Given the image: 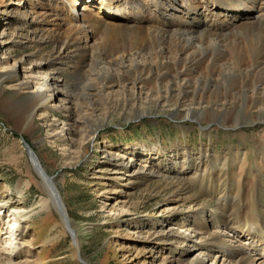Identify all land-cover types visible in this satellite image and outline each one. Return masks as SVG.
I'll return each instance as SVG.
<instances>
[{"label": "bare ground", "instance_id": "1", "mask_svg": "<svg viewBox=\"0 0 264 264\" xmlns=\"http://www.w3.org/2000/svg\"><path fill=\"white\" fill-rule=\"evenodd\" d=\"M27 1L30 6H26ZM53 1L55 4L48 0H18L10 7L0 0L1 13L24 9V19L30 18L32 23L29 24L36 30H32L35 33L33 38L43 26L37 23H48V35L55 42L64 40L59 58L70 56L75 51L80 54L74 67L76 78L70 82L79 91L70 89L68 81L62 83L54 72L41 71L39 66L42 63L28 60L38 74L34 76L33 84H29L31 81L19 82V90L15 92L17 96L13 98L20 102V106L14 108L13 117L23 126L22 131H29L34 126L33 116L40 105L70 111L73 107L68 104L74 100L76 105H80L82 99H87L92 105L101 100L110 111L111 104L134 101L144 104L138 111L141 115L148 114L155 102H174V105L185 107L184 113L174 112L176 116L186 119L218 118L222 121L233 116L232 109L239 100L245 121L264 120V0H207L204 3L182 0L183 5L180 6L179 0H156L152 3L155 10L140 0ZM81 2L84 5L78 8ZM248 12H252L250 18H247ZM5 31L4 28L0 30V52L6 47L10 35ZM3 58L0 57V60ZM26 62L27 59H20L12 65H4L9 67L6 77L17 80L20 77L18 72L22 71ZM6 77L0 78V94ZM215 105L222 106V110H214ZM92 109L89 112L82 109L81 117L94 116L95 107ZM100 117L98 121L103 124L104 120ZM28 146L32 164L42 176L49 193L40 201L41 210L46 211L43 223L61 226L62 233L71 230L74 255L84 260L79 239L81 230L77 229L53 177L48 175L29 143ZM172 158L166 159L165 165L177 174L182 173L186 168L185 162L176 160L177 156ZM113 166L111 163V168ZM120 171L148 175L160 172L146 165L137 166L133 156L121 165ZM259 180L260 176L254 168L250 169L248 188H253ZM173 184L172 197L176 205L168 206V209L185 206L194 211L205 200L204 196L197 195L183 184ZM29 185L27 181L25 186ZM227 189L224 188L225 191ZM250 197L248 200L252 201L245 206L251 216L246 209L242 215L235 216L233 212L226 214L215 208L209 211L214 220H209L206 217L207 207L195 211V221H199L195 231L168 227L169 222L174 220L172 215L169 221L156 223L153 229H146L149 226L147 222L132 220L133 230L139 232L137 239L140 240L143 237L140 234L146 233L140 240V247L136 250L131 245L125 246L123 236L116 235L110 243L114 246V255L121 253V264H138L145 249L153 252L159 244L171 252L154 256L151 264H207L209 258H213L211 264H264V222L260 225L251 218L253 213L260 218L261 213L254 207L256 199L253 193ZM52 207L59 213L60 219ZM2 210L7 218L4 224H8L7 236L3 238L0 249L2 264H49L50 246L55 244L56 239H44L42 227L41 231L31 233L29 239L22 240L25 221L32 213L17 207L10 210L2 206L0 213ZM122 214L114 213L113 216ZM125 226L120 219L115 223L117 232ZM195 237L205 240L204 250L199 253L193 252ZM38 243L42 250L36 249ZM221 248L226 260L219 262V255L213 254L215 249ZM20 252L25 253L24 261L14 263L13 259Z\"/></svg>", "mask_w": 264, "mask_h": 264}, {"label": "rangeland", "instance_id": "2", "mask_svg": "<svg viewBox=\"0 0 264 264\" xmlns=\"http://www.w3.org/2000/svg\"><path fill=\"white\" fill-rule=\"evenodd\" d=\"M2 1L11 7L12 2L18 0ZM48 1L55 4L53 0ZM155 1L140 0L142 4L151 6ZM200 1L204 3L207 0ZM181 2L179 0V6L183 5ZM27 3L26 6H30L29 1ZM83 5L84 2H81L78 8ZM23 11L0 12V30L4 28L10 34L6 47L0 52L1 59L4 57L2 61H5L0 60V78L7 76L9 67L5 66L27 59L22 71L18 72L20 77L17 80L6 77L2 83L4 90L0 94V210L2 206L10 210L17 207L32 213L25 221L22 240L29 239L31 233L41 231L42 227L44 239H56L55 244L50 246L49 264H121V253L115 256L114 246L110 244L115 236H123L125 246L138 249L140 240L146 234H140L143 237L137 239L139 232L133 230L132 220L147 222L149 226L146 229H153L156 223L169 221L173 216L174 220L169 222L168 227L195 231L199 225V221H195V211L207 207L206 217L209 220H214L209 211L215 208L226 214L233 212L235 216L242 215L249 201H252L248 200L252 193L256 199V204L253 201L254 207L261 217H255L253 213L254 217L251 218L260 225L264 222V120L245 121L239 100L232 109L233 116L224 121L176 116L174 112L184 113L185 107L174 105V102H155L148 114L141 115L138 111L144 104L134 101L111 104L110 111L101 100L94 105L87 99H82L80 105L72 100L68 104L73 107L70 111L40 105L33 116L34 126L29 131H22L23 126L13 117L14 108L20 106V102L13 98L17 96L15 92L19 90V82L31 81L29 84H33L34 76L38 74L28 60L42 63L39 66L41 71L54 72L62 83L68 81L69 84L76 78L74 67L80 55L79 51H75L70 56H60V59L58 54L64 40L55 42L48 35V23H37L43 26L33 38V31L36 30L29 24L32 23L30 18L24 19ZM247 15L250 18L252 12ZM26 22L28 24H24ZM17 27L22 29L18 30ZM69 88L77 87L71 84ZM92 106L95 107V115L82 118L84 111L93 110ZM222 108L215 105L213 109ZM99 117L104 120L103 124L99 123ZM241 124L246 126L241 127ZM23 140L31 145L48 175L53 177L77 229L81 230L79 239L84 260L74 255L71 230L62 233L63 228L59 225H44L46 211L41 210L40 201L49 193L42 176L32 165ZM130 156L134 157L137 166L146 165L160 172L154 175L121 172V165ZM173 156L185 162L186 168L180 174L165 165L166 159L170 157L173 160ZM111 163L114 164L112 168ZM253 168L260 180L253 188H248L249 171ZM27 181L30 183L28 187L25 186ZM173 182L183 184L197 195L204 196L205 200L194 211L185 206L168 209V206L176 205L172 197ZM224 188L228 189L225 191ZM52 208L60 219L59 213ZM3 212L0 213V249L3 238L7 236L8 225L4 224L7 218ZM119 212L123 214L116 216L117 219L113 215ZM247 213L251 216L249 211ZM119 219L126 224L121 232H117L115 227ZM204 241L193 238L194 253L204 250ZM166 248L157 244L153 252L145 249L138 264H151L154 256L171 252ZM36 249L42 250L40 243ZM221 249H215L213 254L219 255V262L226 260ZM24 254L20 252L13 262H23ZM212 259L209 258L207 264H211Z\"/></svg>", "mask_w": 264, "mask_h": 264}, {"label": "water", "instance_id": "3", "mask_svg": "<svg viewBox=\"0 0 264 264\" xmlns=\"http://www.w3.org/2000/svg\"><path fill=\"white\" fill-rule=\"evenodd\" d=\"M240 126L242 127V126H246V125L243 124V125H240ZM23 141H24L25 147L27 148V151H28V153H29V156H30V159H31V162H32V158H31V155H30V152H29V146H28V143H27L25 140H23ZM32 165H33V164H32ZM33 167L35 168V171L38 173V171H37L35 165H33Z\"/></svg>", "mask_w": 264, "mask_h": 264}]
</instances>
